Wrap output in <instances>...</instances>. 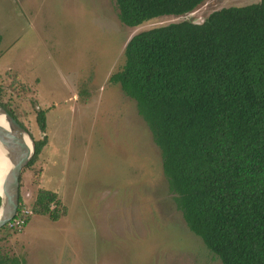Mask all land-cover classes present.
<instances>
[{"label": "rangeland", "instance_id": "374dc122", "mask_svg": "<svg viewBox=\"0 0 264 264\" xmlns=\"http://www.w3.org/2000/svg\"><path fill=\"white\" fill-rule=\"evenodd\" d=\"M258 1L208 0L184 17L131 28L113 0H0V84L29 134L48 137L22 174L31 217L0 231L4 252L22 264H221L178 210L135 100L109 78L139 31ZM41 188L61 200L56 221L32 214Z\"/></svg>", "mask_w": 264, "mask_h": 264}, {"label": "trees", "instance_id": "16d2710c", "mask_svg": "<svg viewBox=\"0 0 264 264\" xmlns=\"http://www.w3.org/2000/svg\"><path fill=\"white\" fill-rule=\"evenodd\" d=\"M113 1L120 22L136 28L184 17L208 0ZM109 82L135 100L189 230L221 264H264V0L220 6L201 24L179 19L139 31ZM0 104L25 128L1 84ZM36 123L45 133V109H36ZM32 138L20 188L23 171L48 145L47 135ZM60 204L56 192L41 188L32 214L56 221ZM24 207L19 190L17 213L0 231L26 225ZM0 264L22 263L0 243Z\"/></svg>", "mask_w": 264, "mask_h": 264}, {"label": "water", "instance_id": "95a60500", "mask_svg": "<svg viewBox=\"0 0 264 264\" xmlns=\"http://www.w3.org/2000/svg\"><path fill=\"white\" fill-rule=\"evenodd\" d=\"M201 24L204 19L193 21ZM0 117L7 127L0 123V178L3 179L0 193V229L10 223L18 210L20 176L22 169L32 159L35 142L29 132L0 104ZM31 142V148L28 147Z\"/></svg>", "mask_w": 264, "mask_h": 264}, {"label": "bare ground", "instance_id": "6f19581e", "mask_svg": "<svg viewBox=\"0 0 264 264\" xmlns=\"http://www.w3.org/2000/svg\"><path fill=\"white\" fill-rule=\"evenodd\" d=\"M0 123L4 126V127H7V122L4 121V119L2 117H0ZM28 147L29 149L31 148V142L28 141ZM2 183H3V179L0 178V193L2 192Z\"/></svg>", "mask_w": 264, "mask_h": 264}, {"label": "built area", "instance_id": "2783aa9c", "mask_svg": "<svg viewBox=\"0 0 264 264\" xmlns=\"http://www.w3.org/2000/svg\"><path fill=\"white\" fill-rule=\"evenodd\" d=\"M19 223V221H17Z\"/></svg>", "mask_w": 264, "mask_h": 264}]
</instances>
